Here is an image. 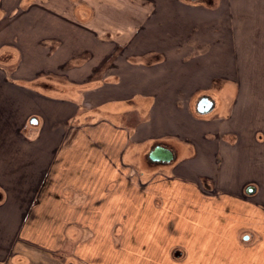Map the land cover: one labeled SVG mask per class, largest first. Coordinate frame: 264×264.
I'll return each mask as SVG.
<instances>
[{
	"label": "crops",
	"instance_id": "crops-1",
	"mask_svg": "<svg viewBox=\"0 0 264 264\" xmlns=\"http://www.w3.org/2000/svg\"><path fill=\"white\" fill-rule=\"evenodd\" d=\"M88 52L138 62L120 66L119 58L113 69L120 79L99 80L80 99L16 81L63 86L50 76L79 66ZM100 84L126 88L109 95L118 112L128 110L121 102L140 110L133 131L117 121H85L108 95L103 88L96 94ZM203 98L213 103L206 112L198 109ZM39 116L45 125L27 137ZM71 129L75 141L66 142ZM135 133L140 145L148 142L137 166L129 159L139 147ZM156 142L175 148L168 164L147 162ZM259 147L264 0H0V264H35L19 241L53 258L73 245L60 257L64 264L113 262L103 246L119 254L120 226L128 261L264 264V189L255 183L262 166L249 156ZM14 184L20 195L9 193Z\"/></svg>",
	"mask_w": 264,
	"mask_h": 264
},
{
	"label": "rangeland",
	"instance_id": "rangeland-1",
	"mask_svg": "<svg viewBox=\"0 0 264 264\" xmlns=\"http://www.w3.org/2000/svg\"><path fill=\"white\" fill-rule=\"evenodd\" d=\"M90 12H92V9H90ZM118 50H121V48L116 47L115 51L118 52ZM8 53L6 52V55H4L2 57L3 59L5 58L4 60L2 59L3 62L5 60L6 61L8 60V58L10 56V55L8 56ZM117 56H118V54L113 55L112 57H111V55L110 56L108 55L107 57H104V56L102 57V55L96 56L94 54V52L85 53L84 55H82L81 59L78 61L79 63H81L79 66H77V67L73 66L71 69L68 68L65 70V72H61V71L58 73L56 72V74L53 76H50L48 74L52 79L59 81V82H62V84H64L63 87H57V89L60 88L59 91L50 92L48 94H52V95L56 96L57 98H60L61 96H71L72 97L74 95L77 98L79 96L81 97L82 93L84 91H87L88 89H90V86L96 85L99 80H100V83H104L105 81L108 83H113V82L115 83V81H118L120 78H119V76H117L116 70L113 69V67L116 66V63L118 62L119 58H123V60H125V61H123L121 59V61H119V62H121L120 66L126 65L127 62L128 63L129 62H133V63L138 62V58L136 56H129V57H126V59H124V57H122L123 55L122 56L120 55V57H117ZM159 57H160V59H162L163 55H161ZM168 57H170V56H168ZM10 62H12V61L10 60ZM10 62L8 63V65L10 64ZM119 62H118V64H119ZM13 66H15V65H13ZM188 72H190V71H188ZM198 76H199L198 78H199L200 82L204 80V76L201 77L200 74ZM205 78H206V76H205ZM31 79L33 80L34 77L33 78H23L22 81L27 82L28 80H31ZM16 81L18 83H20V81L18 79ZM100 85H102L101 88L97 89L96 91L94 90L96 92V94L98 95L103 88L104 91L101 94L102 95L108 94V95L105 97H101V98L99 97V100H101L99 102L100 105H98L95 108V111L92 112L94 114L93 117H91L92 115L91 116L88 115L87 120H85V121H87V122H99V121L104 120V119L112 121V122L117 121L119 125L127 126L129 129H131L133 131L137 122L142 121V118L140 117V113H139L140 110L138 112H134V110L130 104L127 105L126 103L124 104L121 102V104H120V105H122L121 108H125V109L127 108L128 110L118 112L115 110L116 103L114 104V102H112L113 97L109 95L111 93H113V94L120 93L122 90H123L122 92L125 93L126 88H121L122 89L121 90L119 88H112L109 84H107L108 86L106 88L104 86L105 84H100ZM52 89H56V88H52ZM204 90H205L204 88L203 89L200 88L199 92L204 91ZM80 97L78 99H80ZM104 100H106V102H103ZM192 100H193V97L191 99V102L188 105L190 108H192ZM86 105L89 107L88 103H86ZM83 110H84V108H83ZM222 111H223V109L220 108L218 113H216V114H221ZM30 117L27 118L26 124L30 123L29 122ZM41 117L39 119L40 123L38 124L39 127H37L36 132L34 131L33 128L32 129L30 128L29 130H27V132L25 131V133L28 134V135H26L27 137L36 138L38 136L37 132H40V129L43 127V125H45L44 124L45 120ZM83 119L84 118H82L81 121H84ZM30 126H32V125H30ZM73 129L70 130V134H69L68 138H66V142H74L75 141L76 135L73 136V132H74ZM87 134H90V133H87ZM139 137H141V135L135 133V135H134L135 141L132 142V144H135V146L139 145V147H138V149H136V151L133 150L132 152H130V155H132V158L129 155L130 161L136 162V164H135L136 166L138 165L139 161L144 162V159H142V152L140 153L139 150H141V149L144 150V147L148 144V142H146V144L140 145L139 142H141L142 139L139 141V139H140ZM208 139L211 140L210 137H208ZM230 145L234 146L233 148H236L233 152V155H237V153H236L237 145H233V144H230ZM132 146H134V145H131L130 147H132ZM142 146H144V147H142ZM208 146H210V145H208ZM143 153H145V151ZM249 156H251V158H254L255 160H258L260 162L259 166H262L261 169L255 168L256 175H257V178L259 180V182H255V183L258 187H262L264 189V150H262L261 147H259L258 149L253 150V152L250 153ZM181 158H182V160L189 159L187 157H184V155ZM142 165L143 164L141 163L140 166H138V167L142 168ZM143 169L148 170L149 168L147 166H144ZM226 170H228V168H225V171ZM251 184L255 185V184H253V182ZM9 188H10L9 193H12L13 196L20 195V193L17 192L18 186L16 184H14L11 187L9 186ZM25 189L26 188H23L21 190L25 191ZM74 228L76 230L71 232L72 236H73V238L71 240L76 241V239H79V237H80V229H79V231L77 230L78 226L77 227L75 226ZM81 228H82L81 231L87 235V238L91 237L90 236L91 233L92 234L94 233L92 230L90 231L88 228L85 229L82 226H81ZM126 230H127V228H125V230H124L123 226H120V231L115 232V235H117V238L115 237V240H117L119 242V243H116V244H119V246L117 248V250L119 251L118 255L115 254L116 249H115L114 245H113V247H114V249H113V248H111L112 246H110L108 244H104L103 254H108L107 258L109 260H115L113 262H106L105 261L106 263L103 262L104 264H142L141 262H138V261H136V262L128 261L127 259H130L131 257L122 251L124 244H125V241L127 240ZM18 243H20L18 245V248L23 249L25 252L29 253V255L32 258L33 263L35 262V264H64L63 260L60 259V257H62V255H65V256L68 255V253L71 251L73 253V249L74 250L76 249V247H73V245L69 244L67 247H64V249H62L61 251H58L54 255L55 258H53L51 256L52 253L48 252L46 249H43L41 247H37L36 245L26 243V242L22 243L19 241ZM116 260H118V261H116ZM5 264H20V263H18V262L16 263L13 260H10V261L6 262ZM66 264H68V261ZM71 264H74V263H71ZM78 264H85V263H78ZM96 264H98V263H96Z\"/></svg>",
	"mask_w": 264,
	"mask_h": 264
},
{
	"label": "water",
	"instance_id": "water-1",
	"mask_svg": "<svg viewBox=\"0 0 264 264\" xmlns=\"http://www.w3.org/2000/svg\"><path fill=\"white\" fill-rule=\"evenodd\" d=\"M213 106L212 101H209L205 98L201 99L199 102V107L198 109L201 112H206L210 110ZM31 122H37L36 118H32ZM149 159L158 162V163H168L171 162L175 158V152L174 150L162 143H158L154 145L151 150L149 151ZM256 190V187L254 185H249L246 189L247 193L252 194Z\"/></svg>",
	"mask_w": 264,
	"mask_h": 264
},
{
	"label": "trees",
	"instance_id": "trees-1",
	"mask_svg": "<svg viewBox=\"0 0 264 264\" xmlns=\"http://www.w3.org/2000/svg\"><path fill=\"white\" fill-rule=\"evenodd\" d=\"M23 79H21V80H19L20 81V83H22L23 85H25V86H27V87H29L30 89H32V90H36V91H39V92H44V93H46V94H48V93H50V92H57V91H59V89H57V87L55 86L54 88H56V89H52V88H50V87H47V86H45V85H43V84H41L40 82H39V80H40V78L39 79H36V78H34L33 80L31 79V80H28L27 82L26 81H22ZM24 82V83H23ZM55 82V81H54ZM43 83V82H42ZM45 84L47 83V82H44ZM62 83V82H61ZM63 86H64V84H63ZM63 86H59V87H63Z\"/></svg>",
	"mask_w": 264,
	"mask_h": 264
},
{
	"label": "flooded vegetation",
	"instance_id": "flooded-vegetation-1",
	"mask_svg": "<svg viewBox=\"0 0 264 264\" xmlns=\"http://www.w3.org/2000/svg\"><path fill=\"white\" fill-rule=\"evenodd\" d=\"M158 143H159V142L154 143V144L151 146V148H152L154 145L158 144ZM162 144L171 147V148L174 150V152H175V156H176V150H175V148H174L171 144H169V143H168V144H167V143H162ZM151 148H150V150H151ZM148 154H149V152L147 153V156H146V158H147V162H149V163L152 164V165H159V164H162V163H158V162H154V161L150 160ZM167 164H168V163H167Z\"/></svg>",
	"mask_w": 264,
	"mask_h": 264
}]
</instances>
